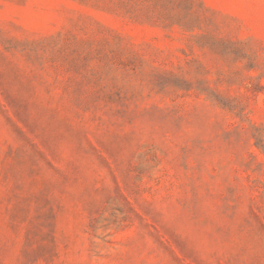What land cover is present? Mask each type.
Returning a JSON list of instances; mask_svg holds the SVG:
<instances>
[{
    "label": "rangeland",
    "instance_id": "rangeland-1",
    "mask_svg": "<svg viewBox=\"0 0 264 264\" xmlns=\"http://www.w3.org/2000/svg\"><path fill=\"white\" fill-rule=\"evenodd\" d=\"M0 264H264V0H0Z\"/></svg>",
    "mask_w": 264,
    "mask_h": 264
}]
</instances>
